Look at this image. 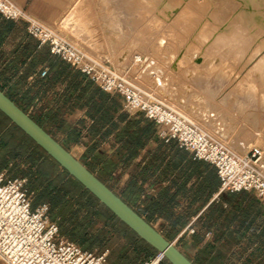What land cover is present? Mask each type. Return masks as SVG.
Returning <instances> with one entry per match:
<instances>
[{"label":"crops","instance_id":"0c3cea01","mask_svg":"<svg viewBox=\"0 0 264 264\" xmlns=\"http://www.w3.org/2000/svg\"><path fill=\"white\" fill-rule=\"evenodd\" d=\"M44 69L47 74L41 76ZM0 89L73 155L84 157L89 169L159 232L183 244L178 247L195 264H264V207L253 194L221 191L215 166L174 140L165 142L155 123L125 108L120 95L103 91L51 54L28 33L26 22L1 14ZM0 117L19 130L1 111ZM36 149L31 144L30 154L46 157ZM16 159L13 165L9 156L0 173L6 180L31 177L20 168L34 159ZM76 242L91 250L86 239ZM125 245L138 250L135 243ZM108 264L133 262L118 255Z\"/></svg>","mask_w":264,"mask_h":264},{"label":"rangeland","instance_id":"374dc122","mask_svg":"<svg viewBox=\"0 0 264 264\" xmlns=\"http://www.w3.org/2000/svg\"><path fill=\"white\" fill-rule=\"evenodd\" d=\"M17 1L27 5L51 27L58 28L56 30L62 35L98 60L115 64L114 60L122 50L129 48V58L124 63L128 65L127 74L134 79L139 76L136 81L140 86L159 92L156 84L153 87L151 76L166 70L141 68L136 73L135 69L141 59L151 54V49L165 44V35L170 32L168 26L160 28L115 21L113 12L115 14L117 10L111 0H27V4L26 0ZM145 28L149 31H142ZM150 58L161 63L158 56ZM180 72L182 69L168 71L172 79L174 76L182 79ZM172 82L165 88H170L167 95L174 88L172 105L186 112L206 131L218 137L222 135L228 145L238 151H248L254 146L264 148V109L250 94L233 91L224 78L217 76L203 82L190 79V90L181 85L174 86ZM30 146L20 130L0 117V167L9 156L13 157V165L17 157L20 163L24 158L29 162H32L30 157L34 159L33 165L20 164V169L32 175L27 176V180L33 200L48 203L51 218L57 221L62 234L75 241L86 239L91 250L109 249L107 262L123 255L125 261L131 258L133 264H144L146 243L50 158L40 160L38 155L30 154ZM80 160L86 162L82 156ZM50 188L56 189L57 194L50 192ZM127 242L135 243L138 250H129L125 245ZM175 244L183 246L178 242Z\"/></svg>","mask_w":264,"mask_h":264},{"label":"built area","instance_id":"2783aa9c","mask_svg":"<svg viewBox=\"0 0 264 264\" xmlns=\"http://www.w3.org/2000/svg\"><path fill=\"white\" fill-rule=\"evenodd\" d=\"M0 14L6 19L24 21L27 31L51 54L72 64L103 91L120 95L128 110L142 113L155 123L165 142L176 141L197 159L215 166L221 191L253 194L264 207V148L248 151L231 148L221 137L202 128L186 112L165 99L140 89L125 73H118L110 62H100L83 48L33 18L14 0H0ZM47 70L41 71L45 76ZM26 177L5 179L0 173V264H108L109 249L83 248L65 237L51 218L48 203L33 204ZM190 233L195 228L189 229ZM164 253L157 251L144 264H166Z\"/></svg>","mask_w":264,"mask_h":264},{"label":"bare ground","instance_id":"6f19581e","mask_svg":"<svg viewBox=\"0 0 264 264\" xmlns=\"http://www.w3.org/2000/svg\"><path fill=\"white\" fill-rule=\"evenodd\" d=\"M111 1L117 10V16L113 12L115 21L160 28L168 26L170 30L165 35V44L151 49L149 56L140 58L135 69L136 73L141 68L169 72L182 69V79L175 76L172 79L168 71H161L162 75L154 72L151 83L154 88L156 84L160 94L140 86L136 81L139 76L134 79L127 74L128 65L124 63L129 58V48L123 49L122 54L114 60L115 64H111L116 72L124 71L126 77L140 89L172 105L174 88L168 95L170 88L165 89L167 84L173 83L172 80L174 86L181 85L185 90H190V79L203 82L217 76L224 78L233 91L250 94L264 109V0ZM146 30L149 31L148 28L142 29ZM150 56L160 57L161 63ZM177 98L183 101V98ZM215 134L218 135V132Z\"/></svg>","mask_w":264,"mask_h":264},{"label":"water","instance_id":"95a60500","mask_svg":"<svg viewBox=\"0 0 264 264\" xmlns=\"http://www.w3.org/2000/svg\"><path fill=\"white\" fill-rule=\"evenodd\" d=\"M0 111L139 238L156 251L164 253L169 264H195L173 241L165 237V235L142 217L118 193L105 184L84 162L73 155L71 151L35 121L2 89H0Z\"/></svg>","mask_w":264,"mask_h":264},{"label":"trees","instance_id":"16d2710c","mask_svg":"<svg viewBox=\"0 0 264 264\" xmlns=\"http://www.w3.org/2000/svg\"><path fill=\"white\" fill-rule=\"evenodd\" d=\"M15 127H17L16 125H15ZM18 128V127H17ZM19 129V128H18ZM20 130V129H19ZM21 131V130H20ZM22 133H23V135L25 136V138L32 144V145H34L36 148H37V150H39L41 153H43V154H45L46 155V157H48V158H50L55 164H57V165H59L54 159H52L49 155H47L46 153H45V151L42 149V148H40L38 145H36L35 143H34V141L28 136V135H26L23 131H21ZM65 171V170H64ZM68 175H69V173L67 172V171H65ZM49 176H51V174H49ZM70 176V175H69ZM72 177V176H71ZM73 178V177H72ZM74 179V178H73ZM75 181L76 182H78L76 179H75ZM79 183V182H78ZM80 184V183H79ZM81 185V184H80ZM82 186V185H81ZM83 187V186H82ZM86 191H88L87 189H86ZM50 192H55V194H57V192H56V189H53V188H50ZM89 192V191H88ZM90 193V192H89ZM91 194V193H90ZM92 195V194H91ZM113 214V213H112ZM114 215V214H113ZM115 216V215H114ZM124 224V223H123ZM146 243V242H145ZM146 245H147V248H146V253L148 254V255H153V254H155L157 251L154 249V248H152L150 245H148L147 243H146ZM168 263V262H167ZM169 264V263H168Z\"/></svg>","mask_w":264,"mask_h":264}]
</instances>
